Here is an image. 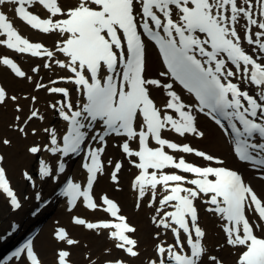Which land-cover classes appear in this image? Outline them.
<instances>
[{
	"label": "snow or ice",
	"instance_id": "obj_1",
	"mask_svg": "<svg viewBox=\"0 0 264 264\" xmlns=\"http://www.w3.org/2000/svg\"><path fill=\"white\" fill-rule=\"evenodd\" d=\"M17 24L52 38L51 47L22 34ZM149 43L163 66L154 75L148 72ZM0 49L39 58L31 73L55 68L64 73L48 83L34 80L14 57L0 53V67L37 93L59 97L47 106L55 123L36 106L38 95L23 96L29 105L25 114L21 96L2 85L0 108L12 102L17 115L9 128L21 137L44 134L41 142L26 147L37 158L35 175L22 173L33 189L38 181L59 186L66 158L81 157L83 182L66 178L60 191L66 209L72 213L82 206L111 217H71L74 226L111 242L102 259L88 256V264H227L226 248L233 264H264V0H0ZM181 90L194 99L186 100ZM200 115L227 138L231 154L252 172L251 178L223 157L184 142L206 138ZM33 121L42 128H30ZM110 140L138 170L134 207L146 203L154 213L157 242L154 256L146 260L136 226L116 201L95 193L108 166L110 180L119 184L123 161L103 159ZM12 143L0 137L3 146ZM4 163L0 154V194L19 210L23 201ZM36 199L41 200L39 192ZM200 204L218 219L223 234L211 247L200 223ZM168 233L171 242L161 239ZM52 239L58 245L55 264H73L71 250L82 246L80 240L59 224ZM13 258L17 264H44L32 239Z\"/></svg>",
	"mask_w": 264,
	"mask_h": 264
},
{
	"label": "bare ground",
	"instance_id": "obj_2",
	"mask_svg": "<svg viewBox=\"0 0 264 264\" xmlns=\"http://www.w3.org/2000/svg\"><path fill=\"white\" fill-rule=\"evenodd\" d=\"M8 7H12V6L9 5ZM9 15L13 19H15L12 13H9ZM17 26L20 28V30L23 33H25L32 39L38 42L42 41L43 43H45L46 46L51 47L53 43L52 38L43 35L38 36L37 33L29 30L28 28L24 27L21 24H17ZM150 48L148 46L147 54ZM3 52L17 57L23 70L27 71L30 75H33L34 77V74L31 73L30 69L31 67H34L36 66V64L41 62L38 58L29 59L28 57L17 56L11 53L9 50L0 49V53ZM153 56L157 57L155 53L153 54ZM57 58H61V57H57ZM159 71H161V68L158 65L156 66V71H155V66L150 68L148 65L149 74L154 75ZM48 72L49 71H47L46 69H41L39 74L46 75L48 74ZM52 72H54V74L59 73V75L64 74L63 71L58 68H55V70L51 71L50 74H52ZM19 81L20 83H17ZM0 82L9 91L10 94L20 95V93L22 92L25 94L31 93L38 95L39 104L36 106L39 107L41 112L46 115L48 121H51L54 115H52L53 113L51 109L47 107V105L48 103L52 102V100L50 99V97H46L47 93H43L42 91L37 93L36 90L32 88L31 84H29L26 81H21L18 78H15L14 75L11 74L9 70L3 67H0ZM60 84H63L64 86L69 88L72 87L71 85H66L64 82H60ZM177 88L179 89V87ZM182 94L185 96L186 100H189L190 102L192 101L190 96L186 92L182 91ZM21 103L25 106V114H27L29 105L28 104L26 105V103L22 101V98H21ZM13 114L15 115L17 113H15L14 110L11 108L10 101L6 107L0 108V132L3 135L7 134L8 125L10 123H13L12 122L14 118ZM199 120L202 129H204L206 132V138L196 139L189 137L188 140L184 142H189L192 144V146L208 151L210 153H211L210 149H213L216 152L215 153L216 155L223 157L227 161V163H230L232 166L243 171L247 177L246 179L251 178L252 172L250 170H246V168L243 165H239L234 161L231 154V146L228 143L227 138L224 137L223 135L222 136L218 135L215 130H213L208 124H206V120L202 115L199 116ZM30 125H33L34 127L37 128H42L43 126L40 122L37 121H33ZM8 135L11 136V140L13 143L11 147H5V148L3 147L6 152V153L4 152L5 153L4 166L6 167L8 177L11 180V177L13 176L16 177V171L20 166L22 165L30 166V164L32 163L33 157L28 153L25 152L23 153L25 147L31 145L33 142H37V143L41 142V137H43L44 134L41 132V135L36 137H33L30 134L26 139L23 137H18L17 133L9 132ZM172 138L179 139L176 137H172ZM41 155L44 158L48 157L47 153H43ZM184 155L196 161L204 162L200 158L194 157L192 155L189 154H184ZM113 157L117 159L123 158L117 147L112 149L110 146H108L103 159L107 161L108 159H112ZM66 159H67L66 175L73 174L75 178L82 180L84 178V173L83 170L79 168V162L81 161V157H78L76 160L75 158H66ZM111 170H112L111 167L108 166L106 173L98 178V183L94 186L95 193L97 194V196L98 194L99 195L108 194L109 196L116 198L118 201H120L119 203L122 206V211L127 215L129 221L132 222L133 225H135L137 228L136 238L139 241L140 249L142 252L141 259L143 258L147 259L150 256V254H148V250L145 248V246L146 244L151 245V240L148 238L147 232L150 229L156 230L154 226L151 224V217L148 216L149 218H147V214L148 213L152 214L153 210L148 208L146 203L144 204L143 207L139 209L136 208L134 210L133 207L136 203L137 194L131 185V180H130L132 176L131 167L123 166L122 171L119 174V184H114L109 180V175L107 173H110ZM64 176L65 175L63 174L61 175V177ZM11 183L13 184L12 180ZM48 183L52 184L53 182L49 181ZM253 183L255 185L254 181ZM45 186L46 185L44 182L38 181V187L33 190L40 192L42 194V197L51 196L52 199L48 203L47 208H50V212L52 213L51 214L52 216L47 218L49 215L48 212L47 213L48 215H46L47 219L46 220L43 219L45 216L43 215V212L44 213L47 212L46 210L47 208L35 216H32L30 213L28 215H25L26 212H30L31 210V208H29L28 210L26 205L31 204L33 206L37 203L35 199L30 198L28 201L25 202L24 210H26V212L22 216L18 215L21 209L14 210L10 206H7L9 209L10 218L11 220H13L10 221V223L12 224L10 225L9 229L12 231L13 229L17 228L15 230L16 231L15 234H21L23 230H29L34 226H40L42 224V231L41 232L39 231V233L34 237L33 240L35 242L36 250L42 255L41 258L44 264H55V253L54 254L52 253L57 250L58 245L52 239V232L54 227L57 226V224L63 225L74 238L79 239L81 242L82 245L81 247L73 248L71 250L72 251L71 259L73 261V264H88V260L86 261L85 258L83 259L80 256L78 257L77 253L78 251L80 252L81 250L82 252H84L82 254L85 255L89 251L90 254L91 253L96 254L98 258L100 256H103L102 250L105 247H111V242L107 241L104 236L97 237L94 233L90 232L89 230L84 229L81 226H74L71 223L72 215H81L84 216V218H87L88 220H92L94 218L96 219L97 217L103 216V212L97 211L93 213L91 210H86L81 206L80 208L73 210L72 213H69L66 209V198L58 197L53 194L51 195L49 193L51 191H49V189ZM256 187L258 191L261 190V186L256 185ZM0 202H2V204L9 205L2 194H0ZM125 209L127 210V212L125 211ZM203 209L204 206L202 207V209H200V223L207 230V241H206L207 244L210 243V245L212 246L214 245V243H216V240L213 239L215 234H212V232L216 230V226L218 227L219 221L216 217L206 213ZM171 237H172L171 234L168 233L166 235H163L161 239H164L166 242H171L172 241ZM218 237L222 239L223 234L219 232ZM5 239H8V237H5ZM8 241H4L1 243L6 245L7 243H10ZM2 249L3 248H0V256H2L3 252L6 251L5 249L3 250ZM86 249H88V251H86ZM229 252H230L229 249L226 248L224 250L223 255L227 261V264H233L234 257L230 256ZM43 254L44 255L49 254L50 256L47 259H45L43 258ZM1 264H17V262L13 258L12 260L9 261L2 260ZM133 264H140V261L136 260L133 262Z\"/></svg>",
	"mask_w": 264,
	"mask_h": 264
},
{
	"label": "rangeland",
	"instance_id": "obj_3",
	"mask_svg": "<svg viewBox=\"0 0 264 264\" xmlns=\"http://www.w3.org/2000/svg\"><path fill=\"white\" fill-rule=\"evenodd\" d=\"M3 54H5L4 52H3ZM153 52H152V50H149V52H148V54H147V64L149 65V67L150 68H152V67H154L155 66V71H156V66L158 65L159 66V63H158V59H157V57H154L153 56ZM160 67V66H159ZM47 70V69H46ZM48 71V70H47ZM34 74V80H36V79H40V78H43V82L44 83H48V81H49V79L51 78V79H57L60 75H59V73H56V74H54V72H52V74H50V71L48 72V74H35V73H33ZM37 77V78H36ZM17 83H20V81L19 82H17ZM23 91V90H22ZM43 92V91H42ZM43 93H46V92H43ZM24 95H27V94H25V93H20V96H21V98H22V101H24L25 103H26V105L28 104V101H25L24 99H23V96ZM51 94H46V97H50V99L53 101L54 99H58L59 97L58 96H53V95H51ZM11 102V101H10ZM49 104V103H48ZM48 106V105H47ZM11 108L14 110V105L12 104V102H11ZM52 111V110H51ZM14 112H15V110H14ZM16 113V112H15ZM15 115H17V114H15ZM14 114H13V117L15 116ZM52 115H54V114H52ZM56 120H57V118L55 117V115L53 116V118L51 119V121L50 122H53V123H55L56 122ZM206 120V119H205ZM12 122H14V118H13V121ZM10 124H12V123H10ZM9 124V125H10ZM206 124H208L213 130H215L216 131V133L218 134V135H220V136H222L223 134L220 132V130H218L212 123H210L209 121H207L206 120ZM9 125H8V127H7V134H5V135H3L1 132H0V137H6V138H9V139H11V136L10 135H8L9 134V132H12V133H17V132H14V131H12L10 128H9ZM58 126H60V124H57ZM31 127H34L33 125H30V128ZM17 135H18V137H21L18 133H17ZM29 144V143H28ZM113 144H112V142H111V140L109 141V146L113 149V148H115V147H113L112 146ZM29 146V145H28ZM5 148V146H3L2 144H0V151L2 152V154L3 155H5V150H4V148ZM210 151H211V153H213V154H215L216 152L213 150V149H210ZM5 152V153H4ZM27 153V151H26V147H25V150L23 151V153ZM113 160H115V158L113 157L112 158ZM122 161H123V164H124V167H129V164L127 163V161L126 160H124V159H121ZM228 165H231L230 163H228ZM36 167H37V158L36 157H33V160H32V163L30 164V166H25V165H22V166H20L18 169H17V171H16V177L15 176H13V177H11V180H12V182H13V185H14V187L16 188V190H17V192H18V194L21 196V198H22V200H23V206H22V208H21V211L18 213V215H20V216H22L25 212H26V210H24V206H25V202L26 201H28L30 198H33V193H34V190H33V188L31 187V185H30V183L28 182V181H26L24 178H23V176H22V170H25V171H29L31 174H33V175H35V173H36ZM25 181V182H24ZM28 183H29V185H28ZM45 187H47L48 189H49V191H51V192H49L51 195L53 194V191H54V187L56 186V184H51V183H45ZM25 196H27L28 197V199H24L25 198ZM121 203H122V201H121ZM7 206H9V205H5V204H2V202H0V237L3 235V236H5L6 235V230L9 228V226H10V221H13V220H11V218H10V213H9V209H8V207ZM31 204H27L26 205V207H27V209L29 210V208H31ZM26 207H25V209H26ZM47 208V206L45 207V208H43L42 209V211L43 210H45ZM134 208V210L136 209V207H133ZM47 210V212H43V215H45L44 216V218L43 219H47V218H49L50 216H52L51 214V212H50V208H47L46 209ZM49 210V211H48ZM125 211L127 212V210L125 209ZM49 212V215L47 214ZM29 214V212H26V214L25 215H28ZM46 215H48V217L46 218ZM148 216H152V214H150V213H148L147 214V218H149ZM57 222V221H56ZM39 228H40V232L42 231V224L39 226ZM155 231L156 230H154V229H150V230H148V232H147V235H148V238L151 240V245H148V244H146V246H145V248L148 250V254H150V256H153V247H154V245H155V243L157 242V241H155L154 239H153V236H154V233H155ZM26 232V230H23L22 231V233L21 234H12L11 236H8V239H9V241H8V239H6L8 242H12V241H15L17 238H18V236L19 235H22V234H24ZM219 232H220V230H219V227H217L216 226V230L215 231H213L212 232V234H215V236H214V240H216V243H214V245L215 244H217L218 243V241H221L222 239L221 238H219L218 237V234H219ZM7 236V235H6ZM1 242H4V240H1L0 239V248H2L3 246H4V244H2ZM213 242H215V241H213ZM38 245V244H37ZM210 247H211V245H210V243L208 244ZM153 246V247H152ZM86 251H88V249H86ZM229 251H230V249H229ZM56 252V251H55ZM55 252H53L52 254H54ZM82 253H84V252H82V250L79 252L78 251V253H77V255H78V257L80 256L81 258H85L86 259V261H87V257L88 256H91V258L92 259H102L103 258V256H100L99 258H98V256L96 255V254H93V253H89V251H88V253L85 255V254H82ZM75 255V254H74ZM84 255V256H83ZM42 256V255H41ZM50 255L49 254H43V258H45V259H47L48 257H49ZM144 259V258H143ZM144 260H146V259H144Z\"/></svg>",
	"mask_w": 264,
	"mask_h": 264
},
{
	"label": "water",
	"instance_id": "obj_4",
	"mask_svg": "<svg viewBox=\"0 0 264 264\" xmlns=\"http://www.w3.org/2000/svg\"><path fill=\"white\" fill-rule=\"evenodd\" d=\"M3 249H5V248H3ZM3 249H2V250H3Z\"/></svg>",
	"mask_w": 264,
	"mask_h": 264
}]
</instances>
